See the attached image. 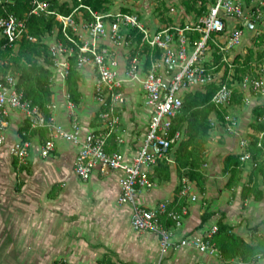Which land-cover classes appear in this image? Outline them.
<instances>
[{
    "label": "built area",
    "instance_id": "obj_1",
    "mask_svg": "<svg viewBox=\"0 0 264 264\" xmlns=\"http://www.w3.org/2000/svg\"><path fill=\"white\" fill-rule=\"evenodd\" d=\"M67 1L71 7L68 14L51 9L49 0H30L28 14L53 16L56 22L51 33L41 37L51 57L52 90L57 85L66 89L72 61L77 71L89 69L93 73L97 127L81 136L75 103L67 89L62 92V98L69 111V124L63 127L54 118V101L47 104V117L23 99L17 89V77L8 73L0 79V146L7 140L11 113L18 112L23 118L22 126L27 124L28 128L19 132L9 148L17 169L28 166L30 132L45 127L47 138L41 143L40 155H51L56 140L77 146L72 173L79 180L87 181L94 173L120 171L117 203L131 207L132 230L150 231L158 236L159 257L151 264H170L163 261L164 257L178 248L214 257L219 264L232 263L222 257L212 240L216 226L200 235L176 238L175 230L182 226L187 206L177 207L172 201L164 200L153 207H144L138 197L142 191L153 188L152 172L156 166L173 163L172 150L185 138V126L172 129L184 95L204 91L211 85L216 89L210 103L217 110L226 109L221 128L228 135H237L239 161L253 168L258 166L259 161L253 159L250 150L254 136L256 147L262 150L260 161L264 165V130L256 132L252 128L245 135L237 133L238 118L234 113L238 109L251 114L254 106L264 107V57L244 62L249 48H264V44L254 46L257 37L264 33V0H204L203 4L200 1L196 4L198 9L203 7L198 13L170 2L166 15L172 21L154 28L144 24L133 11L96 10L84 0ZM152 1L150 8L155 9L162 0ZM248 24H251L249 35ZM49 35L55 36L52 41L47 40ZM138 36H141L140 45ZM1 37L7 45L23 39L37 41L27 28L26 18L13 13L0 16ZM105 39L123 49L122 66L115 51L102 44ZM133 85L143 94L148 124L135 151L127 157L118 149L109 150L108 140L113 138L117 147L126 143L120 133L119 114L127 100L125 90ZM235 95L240 98L239 104H232ZM257 121H262V117ZM211 125L214 129L216 121L211 119ZM181 183L178 197L186 198L190 184L184 177ZM195 199V195L190 196V200ZM233 262L246 264L240 258ZM53 264L68 263L58 259ZM250 264H264V253L253 257Z\"/></svg>",
    "mask_w": 264,
    "mask_h": 264
},
{
    "label": "crops",
    "instance_id": "obj_2",
    "mask_svg": "<svg viewBox=\"0 0 264 264\" xmlns=\"http://www.w3.org/2000/svg\"><path fill=\"white\" fill-rule=\"evenodd\" d=\"M59 2L68 3L67 0ZM146 18L150 21L148 25L143 21ZM146 18L141 20L150 28L162 25L156 19ZM54 37L49 35L47 40L52 41ZM102 44L115 51L122 66L123 49L107 39ZM78 72L80 99L75 103V112L83 137L97 127V121L93 123L97 103L92 92L93 73L89 69ZM65 87L68 91L67 84ZM64 89L61 85L51 89V101L56 103L53 112L56 122L66 127L69 111L62 98ZM125 92L127 100L119 115L120 133L126 143L117 147L110 138L108 149H118L130 157L147 129L148 110L144 101L141 102L143 94L138 86H129ZM234 113L238 118L237 133H250L252 115L247 110L237 109ZM211 119L216 121V127L212 128L211 138L206 144L205 163L201 170L205 182L200 189L195 181L188 180L189 194L183 198L187 213L182 226L175 230V237L200 235L216 226L217 219L223 214V221L230 230L250 242L255 236L264 234L260 229L246 233V228H254L264 218V175H254L253 167L242 164L236 186H226L229 173L222 170L223 159L227 154L239 151L237 135L224 133L214 115ZM22 125V116L12 112L7 140L0 146V264H52L58 259H64L68 264L155 262L159 257L158 236L150 231L132 230L131 207L117 203L121 172L94 173L87 181H81L72 173L77 146L56 140L52 154L42 157L40 146L46 138L43 139L39 131L31 132L29 136L28 166L18 170L9 148ZM177 147L172 150L169 179L159 181L153 175V188L139 194L138 202L142 206L153 207L160 201H172L174 198L179 182L175 162ZM249 180L256 181L263 194L262 199L255 200L252 195L241 198L242 186ZM49 192L52 196L48 195ZM191 195L196 199L190 200ZM205 210L213 215L201 222V214ZM233 259L230 264H236ZM163 261L170 264H219L214 257L188 248L170 250Z\"/></svg>",
    "mask_w": 264,
    "mask_h": 264
},
{
    "label": "trees",
    "instance_id": "obj_3",
    "mask_svg": "<svg viewBox=\"0 0 264 264\" xmlns=\"http://www.w3.org/2000/svg\"><path fill=\"white\" fill-rule=\"evenodd\" d=\"M196 1V2H195ZM203 4L204 0H185V8L187 11L195 6L194 11L197 13L203 8H197V2ZM50 8L62 14H68L71 7L67 2H59V0H49ZM108 0H84V3L90 5L96 10H104L107 8ZM196 3V4H195ZM31 9L30 0H0V16L8 13H13L18 17L26 18L27 28L37 41L31 42L28 40H20L17 44L7 45L5 40L0 38V79L5 74H12L17 77V89L22 92L23 99L30 106H36L41 109L45 115L49 116V111L46 108L51 100V86L49 78L51 72V57L46 44L41 42V37L45 33H51L56 27V22L53 16H35L29 15ZM130 12V10L123 9ZM60 37V35H59ZM138 45L141 44V36L137 38ZM264 44V33H261L254 46L259 47ZM264 57V48L254 49L249 48L248 53L244 58V62L251 59ZM244 72V70L242 71ZM79 72L72 61L68 70L66 84L70 98L74 103H79L80 94L77 90V80ZM235 80L239 77L234 76ZM216 87L211 85L206 87L204 91H196L187 93L183 97L182 107L180 112L173 120V130L182 129L185 126V138L182 139L175 151L176 173L179 182L175 188V196L172 199V204L177 207L184 205V199L178 197V193L182 187L180 182L184 177L187 180L195 181L196 185L202 189L205 178L202 173V167L205 163L204 156L206 152V144L211 138L212 125L210 121L211 115H214L221 125L224 124L223 114L226 109L217 110L211 103L210 99ZM240 98L235 95L232 104H239ZM255 121L251 124L254 130H264V107L254 106L251 112ZM262 117V121L258 122L257 118ZM96 122V117L93 118V123ZM28 125L22 126L19 131L25 130ZM39 131L43 139L47 138V130L45 127L34 129L31 132ZM30 132V135L32 134ZM250 142V150L254 160H258L259 164L254 167L252 173L264 175V165L260 161L262 150L256 147V138ZM223 172L229 173V178L226 186L233 188L239 180V174L242 171V163L239 161V154H227L223 159ZM152 175H155L159 181L169 179L170 171L169 164L161 163L155 167ZM154 177V176H153ZM252 183V184H250ZM48 195L52 196L49 192ZM253 196L255 200L262 199V192L256 181L249 182L242 186L241 198L245 199L248 196ZM213 215L212 212L205 210L201 214V222L207 221ZM223 214L217 219L216 231L212 236L216 247L222 254V257L229 261L233 258H240L246 264H250L253 257L264 253V234L255 236L253 240L247 242L241 236L232 232L230 227L223 221ZM264 223V220H263Z\"/></svg>",
    "mask_w": 264,
    "mask_h": 264
},
{
    "label": "rangeland",
    "instance_id": "obj_4",
    "mask_svg": "<svg viewBox=\"0 0 264 264\" xmlns=\"http://www.w3.org/2000/svg\"><path fill=\"white\" fill-rule=\"evenodd\" d=\"M184 1L185 0H162V1H159L158 3L159 5L155 9L150 8L151 3L153 2L152 0H108L106 4L108 5L107 8H112L113 11H116V10L123 11V9H126V10L135 12V14H137V16L141 19L142 18L145 19L147 16L152 19L158 20L160 23H166V22L172 21V18L171 17L168 18L166 15V12L168 11L167 5H169L170 2H176V6L178 4L186 6ZM193 8H195V6ZM193 8L189 10H194ZM154 12H156L157 15H155ZM143 21L147 25H148V22L150 23L148 18H146V20H143ZM141 102H143V98H141ZM253 121H255V119H253V117L251 116V121H249V125H251ZM263 220L264 218L260 221V223L255 225L254 228L253 227L246 228V233L253 232V231H256L257 229H260V233L263 234L264 233V227H263L264 225H262L264 224Z\"/></svg>",
    "mask_w": 264,
    "mask_h": 264
},
{
    "label": "water",
    "instance_id": "obj_5",
    "mask_svg": "<svg viewBox=\"0 0 264 264\" xmlns=\"http://www.w3.org/2000/svg\"><path fill=\"white\" fill-rule=\"evenodd\" d=\"M247 29H248L247 35H249L250 30H251V24H248V25H247Z\"/></svg>",
    "mask_w": 264,
    "mask_h": 264
}]
</instances>
